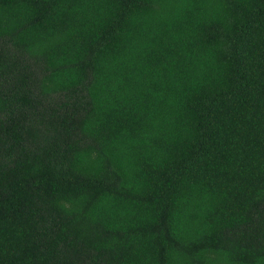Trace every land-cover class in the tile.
Returning a JSON list of instances; mask_svg holds the SVG:
<instances>
[{
    "label": "trees",
    "instance_id": "obj_1",
    "mask_svg": "<svg viewBox=\"0 0 264 264\" xmlns=\"http://www.w3.org/2000/svg\"><path fill=\"white\" fill-rule=\"evenodd\" d=\"M0 264H264V0H0Z\"/></svg>",
    "mask_w": 264,
    "mask_h": 264
}]
</instances>
